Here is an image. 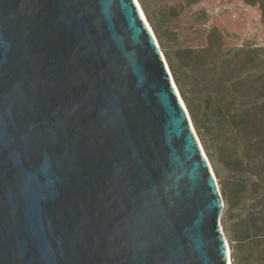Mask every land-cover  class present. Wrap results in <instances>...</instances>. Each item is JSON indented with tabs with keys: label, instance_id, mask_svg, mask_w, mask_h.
Returning a JSON list of instances; mask_svg holds the SVG:
<instances>
[{
	"label": "water",
	"instance_id": "95a60500",
	"mask_svg": "<svg viewBox=\"0 0 264 264\" xmlns=\"http://www.w3.org/2000/svg\"><path fill=\"white\" fill-rule=\"evenodd\" d=\"M179 94L138 0H0V264H232Z\"/></svg>",
	"mask_w": 264,
	"mask_h": 264
},
{
	"label": "rangeland",
	"instance_id": "374dc122",
	"mask_svg": "<svg viewBox=\"0 0 264 264\" xmlns=\"http://www.w3.org/2000/svg\"><path fill=\"white\" fill-rule=\"evenodd\" d=\"M138 2L164 57L168 53L174 61L178 58L185 64L190 49L202 48L208 42L218 47L221 44L220 52L216 54L213 50L202 52L198 60L192 63L195 70L202 77L214 80L215 88L222 94L225 93L224 82L239 74L249 77L243 85L248 91V97L243 101L250 103L256 96L259 102L258 109H255L258 116L253 117L252 114L249 121L240 126L239 132L234 129L230 141V145L236 147L238 156L243 159L241 167L236 170L228 167L225 159L227 150L219 152L211 138L204 135L202 139L194 126L190 112L189 114L219 188L221 183H226L233 194L232 208L226 215L224 213L230 247L233 243L241 241L243 254L251 248L253 257L257 259V252L263 250L264 244L260 239H255L253 231L248 233L252 221L245 224L244 216L249 210L257 215V211L263 206L264 195V23L260 5L258 2L249 3L247 0H138ZM210 30L212 32L208 34ZM241 46L258 48L255 54H251V57L257 55L254 61L230 60L235 56V49ZM190 67L183 66V71L187 75L185 85L187 94L194 80L193 68ZM233 106L235 104L232 102L229 108L233 109ZM227 110L228 106H224L223 112L227 113ZM233 127L236 125L233 124ZM242 183L246 187L245 194L241 189Z\"/></svg>",
	"mask_w": 264,
	"mask_h": 264
},
{
	"label": "trees",
	"instance_id": "16d2710c",
	"mask_svg": "<svg viewBox=\"0 0 264 264\" xmlns=\"http://www.w3.org/2000/svg\"><path fill=\"white\" fill-rule=\"evenodd\" d=\"M247 1L249 3H259L264 23V0ZM141 3L143 8H145L143 2ZM145 11L148 14L146 9ZM211 32L212 30L208 31V34ZM219 46L221 47V44H219ZM220 47L214 46V44L208 42L202 48L190 49L188 56L185 58V64H182L178 58L174 61L168 53L165 54V57L175 83L179 88V92L189 109L195 128L202 136V139H204V135L212 139L213 143L216 145L215 147L217 148V151H222L223 153L227 150L228 153L225 156L226 163L229 168L236 170L238 167H241L243 159L241 156H238L236 147L230 145L233 130L236 129V131L239 132V129H241L240 126L247 123L253 116L252 114H254L253 117L258 116L256 115V110L259 107V102L256 96L252 98V102L250 103H244L243 101L246 97H248V91L243 88L244 83L249 78L247 75L239 74L235 78L224 82L225 93L222 94L219 89L215 88L214 85L216 84H214V80L210 78L208 79L205 76L202 77L192 66L193 61L198 60V57L202 52L213 50L216 54L220 52ZM257 50L258 48H250L248 46L238 47L235 49V56L230 60H234L236 62H242L246 59L248 61H254L257 55L251 57V54H255ZM225 61H227V59ZM182 65L188 67L191 65L193 68L192 77L194 80L189 88L190 95L187 94V89L185 88V85L187 84V75L185 71H183ZM232 102L235 106H233V109H230L229 105ZM224 106H228L227 113L223 112ZM233 124H235L236 127H233ZM241 187V189H243V193L245 194L244 191H246V187L243 183L241 184ZM220 189L225 201L224 213L226 215L232 208L233 194L226 183H221ZM262 199L263 206L257 211V215L249 210V212H247L244 216V222L245 224H248L250 220L252 221V226L248 227V233L249 231H253L255 233V239H260V241H262L261 243L264 244V195ZM248 237L249 235L246 236V238ZM240 243L241 241H237L230 247L232 264H264V247L263 250L257 252V259H255L251 248L248 252L243 254V245Z\"/></svg>",
	"mask_w": 264,
	"mask_h": 264
},
{
	"label": "bare ground",
	"instance_id": "6f19581e",
	"mask_svg": "<svg viewBox=\"0 0 264 264\" xmlns=\"http://www.w3.org/2000/svg\"><path fill=\"white\" fill-rule=\"evenodd\" d=\"M138 3H139V2H138ZM139 5H140V4H139ZM140 7H141V6H140ZM141 10H142V12H143V15H144V17H145V19H146V22H147L149 28L151 29V31H153L152 28H151V26H150V24H149L148 21H147V18H146L145 14H144V11H143L142 7H141ZM153 34H154V33H153ZM155 38H156V37H155ZM156 40H157V39H156ZM157 43H158V41H157ZM177 92H178V91H177ZM179 97H180L181 101L184 102L183 99H182V97L180 96V94H179ZM184 104H185V103H184ZM201 148H202V150H203L204 155L207 157V155L205 154V151H204V149H203L202 144H201ZM207 160H208V158H207ZM208 162H209V160H208ZM209 165H210V168H211V170H212V172H213V174H214V176H215V173H214V171H213V168H212L210 162H209ZM215 179H216V176H215Z\"/></svg>",
	"mask_w": 264,
	"mask_h": 264
}]
</instances>
